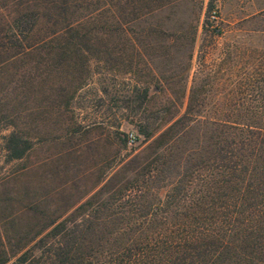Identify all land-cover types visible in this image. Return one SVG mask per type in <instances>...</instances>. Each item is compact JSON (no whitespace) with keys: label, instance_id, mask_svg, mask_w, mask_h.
Returning a JSON list of instances; mask_svg holds the SVG:
<instances>
[{"label":"rangeland","instance_id":"374dc122","mask_svg":"<svg viewBox=\"0 0 264 264\" xmlns=\"http://www.w3.org/2000/svg\"><path fill=\"white\" fill-rule=\"evenodd\" d=\"M87 1L81 54L61 59L46 16L20 41L32 46L0 52L1 264H29L22 251L52 246L61 221L128 204L123 185L163 199L169 179L137 174L196 156L209 129L184 116L190 102H264V0ZM34 2L0 0V45Z\"/></svg>","mask_w":264,"mask_h":264},{"label":"trees","instance_id":"16d2710c","mask_svg":"<svg viewBox=\"0 0 264 264\" xmlns=\"http://www.w3.org/2000/svg\"><path fill=\"white\" fill-rule=\"evenodd\" d=\"M88 4L36 0L17 16L18 28L0 52L14 43L21 50L32 46L20 41L46 16L53 25L50 40H61L56 41L61 59L71 51L81 54L90 35L82 27L88 18L80 11L89 9ZM109 33L104 25L102 34ZM190 103L184 116L209 129L203 144L196 140V156L167 165L161 174L156 156L137 174L147 169L157 180L169 179L163 199L147 200L146 189L137 182L123 185L120 197L135 189L128 204L107 212V203H101V216L93 213L71 227L57 223L52 233L60 237L52 246L38 255L25 249L20 259L29 264H263L264 102H222L210 108ZM142 175L135 181H144ZM127 210L131 213L126 215Z\"/></svg>","mask_w":264,"mask_h":264},{"label":"built area","instance_id":"2783aa9c","mask_svg":"<svg viewBox=\"0 0 264 264\" xmlns=\"http://www.w3.org/2000/svg\"><path fill=\"white\" fill-rule=\"evenodd\" d=\"M135 134H133V133H129L128 134V142L129 143H133V142H135Z\"/></svg>","mask_w":264,"mask_h":264}]
</instances>
